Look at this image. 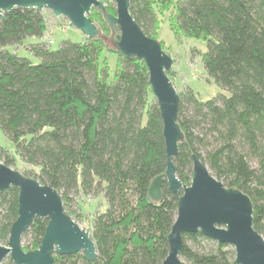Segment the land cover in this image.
I'll use <instances>...</instances> for the list:
<instances>
[{
    "label": "trees",
    "instance_id": "obj_1",
    "mask_svg": "<svg viewBox=\"0 0 264 264\" xmlns=\"http://www.w3.org/2000/svg\"><path fill=\"white\" fill-rule=\"evenodd\" d=\"M129 4L132 19L154 39L155 9L168 8L172 0ZM104 9L115 14L112 4ZM172 10L174 37L205 43L200 57L204 73L225 92L204 102L190 89L178 94L183 138L173 158L176 177L189 185L191 157L197 156L216 180L249 198L252 226L264 238V0H175ZM88 17L99 31L97 38L65 40L55 50L45 42L30 45L38 59L32 63L8 49L27 38L41 39L43 14L31 9L4 14L0 131L13 154L0 147V159L11 167L17 158L25 166L18 172L56 190L75 223L73 196L102 195L105 210L95 214L87 231L96 259L90 263L80 253L54 255V264H161L178 197L166 184L159 202L147 195L166 165L147 69L135 58L120 56L113 39L109 51L117 64L108 81L103 42L108 34L117 40L118 32H111L100 10L92 9ZM17 199L14 187L0 192V245L17 218ZM46 225L47 219L33 220L21 236L31 237L24 251L39 247ZM182 240L180 258L186 264H236L230 246L199 232L183 234ZM2 264L12 262L7 258Z\"/></svg>",
    "mask_w": 264,
    "mask_h": 264
},
{
    "label": "water",
    "instance_id": "obj_2",
    "mask_svg": "<svg viewBox=\"0 0 264 264\" xmlns=\"http://www.w3.org/2000/svg\"><path fill=\"white\" fill-rule=\"evenodd\" d=\"M113 2L114 15L106 12L99 0H0V21L13 9H31L37 13L48 10L55 17L66 18L85 39H94L99 31L88 16L92 9L100 10L111 32H118V39L112 41L115 51L123 58L144 63L162 122L165 171L162 177L150 182L147 195L151 201L159 202L161 187L166 184L167 191L178 199L176 217L167 236V254L161 264H183L182 235L197 232L230 246L236 264H264V238L252 226V204L244 193L225 187L195 155L191 157L189 185H181L176 177L173 158L183 136L177 123L179 96L167 76L173 60L132 19L130 0ZM10 187L18 191L17 218L10 226L7 242L0 245V264L7 258L12 264H54V255L79 253L87 262L96 259L94 242L65 212L56 190L0 162V192ZM36 218L47 219L40 245L35 250L24 251L20 246L21 236Z\"/></svg>",
    "mask_w": 264,
    "mask_h": 264
},
{
    "label": "rangeland",
    "instance_id": "obj_3",
    "mask_svg": "<svg viewBox=\"0 0 264 264\" xmlns=\"http://www.w3.org/2000/svg\"><path fill=\"white\" fill-rule=\"evenodd\" d=\"M100 1V0H99ZM172 4L168 8L157 7L155 9L157 17V29L154 34L156 39L162 45V50L173 60V66L169 72V79L171 80L174 89L177 94L184 90L190 89L196 97L201 101L210 100L219 94H225L212 80H207L204 70L201 65V54L205 52V43L195 39H176L171 31V20H172ZM113 0H105L104 6L113 4ZM46 30L41 39L27 38L22 41L21 44L13 47H9L8 50L16 53L20 57L27 58L32 63H37L38 59L35 58L31 53L30 45H35L39 42H45V40H52L53 43L50 45L51 50H55L59 45L69 40L73 43H79L85 39L82 34L73 29L66 18L55 17L48 10L42 11ZM104 38V36H100ZM115 40L112 35H107V38L103 42L104 50L101 54V58L106 62L108 70V81H111L114 76V72L117 64V56L114 53H110L112 49L111 40ZM152 101L155 103L154 98ZM0 147L8 150V153L13 154L12 145L4 138L0 131ZM15 163L11 166L12 169H16L22 172L25 166L16 158ZM3 160L0 159V162ZM74 204L71 205L70 209L74 211L73 217L77 221V224L86 229L90 230V226L93 217L98 212L105 210V202L102 195H90V201L87 202L85 199L86 195L78 194L73 196ZM30 235H24L20 239V246L26 247L30 242ZM181 259V258H180ZM186 264V262L181 259Z\"/></svg>",
    "mask_w": 264,
    "mask_h": 264
},
{
    "label": "built area",
    "instance_id": "obj_4",
    "mask_svg": "<svg viewBox=\"0 0 264 264\" xmlns=\"http://www.w3.org/2000/svg\"><path fill=\"white\" fill-rule=\"evenodd\" d=\"M53 41L52 40H45V44L49 47L50 45H52ZM87 202L90 201V196H87V198L85 199Z\"/></svg>",
    "mask_w": 264,
    "mask_h": 264
}]
</instances>
